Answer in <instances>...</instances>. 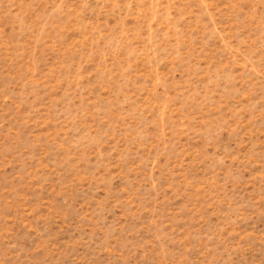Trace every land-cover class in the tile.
<instances>
[{"label":"rangeland","instance_id":"1","mask_svg":"<svg viewBox=\"0 0 264 264\" xmlns=\"http://www.w3.org/2000/svg\"><path fill=\"white\" fill-rule=\"evenodd\" d=\"M0 264H264V0H0Z\"/></svg>","mask_w":264,"mask_h":264}]
</instances>
